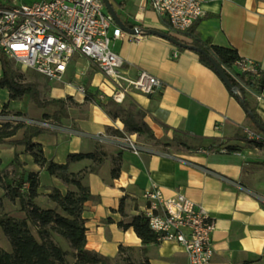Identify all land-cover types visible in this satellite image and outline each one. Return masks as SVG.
Listing matches in <instances>:
<instances>
[{"label": "crops", "instance_id": "0c3cea01", "mask_svg": "<svg viewBox=\"0 0 264 264\" xmlns=\"http://www.w3.org/2000/svg\"><path fill=\"white\" fill-rule=\"evenodd\" d=\"M40 1L10 0V5ZM111 5L124 25L158 30L189 42L184 34L169 32L166 18L159 17L147 0H120ZM203 11L195 34L212 44L234 48L241 58L254 62L264 72V0H209L203 4ZM130 35L122 31V36L111 42L112 51L123 61L124 76L132 79L137 72L145 71L160 82V87L149 96L129 92L119 106L126 108L131 103L142 110L143 123L159 143L125 133L122 122L105 109L108 98L99 101L95 97L108 96L111 84L96 65L78 55L72 58L63 82L53 83L47 92L50 99L72 101L71 106L65 104L67 118L56 133L33 140L42 146L45 159L57 164L65 163L69 154L92 153L95 140L106 145L105 165L98 174H89L84 180L90 194L99 199L84 204L86 250L114 258L119 247L130 248L136 261L188 264L180 246L171 242L144 245L132 229L118 227L119 222H129L132 216L141 214L146 206L142 194L155 185L166 198L181 193L200 204L214 220L209 264H264V146L245 142L243 130L251 128L246 113L193 51L151 35H143L133 43ZM80 84L92 98L77 91ZM6 97L7 102L8 93ZM244 100L264 123V88L261 95L246 93ZM11 104L9 110L23 114ZM108 128L135 142L140 148L138 154L126 147L125 138L108 133ZM213 146L234 147L239 154L198 151ZM15 154L27 172L39 175V196L34 202L41 209L56 207L47 197L52 188L62 194L73 190L34 164L23 147L0 145L2 168ZM118 155L119 174L112 178V159ZM90 165L89 160L71 163L69 171L77 173ZM121 202L123 216L118 211Z\"/></svg>", "mask_w": 264, "mask_h": 264}, {"label": "trees", "instance_id": "16d2710c", "mask_svg": "<svg viewBox=\"0 0 264 264\" xmlns=\"http://www.w3.org/2000/svg\"><path fill=\"white\" fill-rule=\"evenodd\" d=\"M6 5V4H5ZM118 16V14L116 13ZM195 21L187 32L184 33L189 38L188 44L202 50L209 57L217 61L225 79L230 85L228 88L222 81L216 70L211 65L205 54L194 52L198 61L213 71L226 86L231 97L236 101L239 96L244 102L242 109L246 113L251 129L261 133L253 124L247 115L251 112L264 130V123L258 114L252 110L245 102L244 95L253 93L261 95L264 88V72L258 70L252 73L245 68V59L238 55V52L228 46H218L212 44L210 40H201L196 34L195 29L198 24ZM125 27L133 29L134 27L125 23ZM137 29L146 31L137 27ZM185 44L187 42L184 41ZM182 49V48H180ZM0 66L2 76L0 77V90L5 89L9 93L10 100H19L23 96H28L29 100L41 110L49 107H55L56 110L51 114H45V120L51 118L54 125L60 127L61 121L67 118L66 102L62 99L41 100L37 86L34 83L19 82L17 73L12 70L9 60L0 53ZM87 99L92 96H85ZM107 113L118 118L125 127L126 134L141 135L146 133L155 143L149 128L143 123L142 119L145 113L137 109L133 104L128 103L126 108L107 101ZM6 109L7 106L5 105ZM17 117L24 116L20 112L13 114ZM3 116V115H1ZM165 128V126H162ZM57 130L41 127L32 123L22 121H0V145L9 147H23L25 153L30 155L34 164L44 169L45 172L58 180L65 186L72 187L73 190L62 194L57 188H52L47 196L48 200L56 205L54 209H41L35 204V199L39 196L40 188L38 173L27 172L23 164L15 154L11 164L9 174L5 169H0V188L5 197L10 200H16L19 204L18 213L20 215H3L0 217V229L7 238L11 251H5L0 247V264H69L68 257H72V264H150L147 260L136 261L129 259L128 255L133 254L130 248L119 247L118 253L114 258L106 257L95 252L86 250V229L82 219V212L86 202H97L99 199L90 194L89 188L84 180L89 174H98L105 165L108 154L106 145L99 140H95L94 151L90 154H69L65 163L57 164L45 159L42 146L34 143L33 140L43 134H53ZM108 133L117 138H125V134L111 131ZM18 133H20L19 136ZM264 135V132L262 133ZM248 145L262 147L260 143H252L245 140ZM228 153L235 151L234 147H225ZM199 150H205L200 148ZM89 160L91 165L88 168L80 170L77 173L69 171L71 163ZM120 168V156L112 159L111 177L117 178ZM25 189V192L23 191ZM122 202L119 207V213L123 216ZM118 227L123 230L132 229L135 235L141 240L142 244L156 243V236L149 229L147 220L141 214L132 216L129 222H119ZM52 235H55L65 241L71 251H66L57 245ZM128 256V257H127Z\"/></svg>", "mask_w": 264, "mask_h": 264}, {"label": "built area", "instance_id": "2783aa9c", "mask_svg": "<svg viewBox=\"0 0 264 264\" xmlns=\"http://www.w3.org/2000/svg\"><path fill=\"white\" fill-rule=\"evenodd\" d=\"M147 1L159 17L166 18L169 32L182 35L202 18L203 4L209 0ZM121 36L122 30L101 0H43L10 6L0 2V53L54 83L63 82L75 55L83 57L96 65L112 86L108 96L97 94L96 99L108 98L117 105L123 104L129 92L149 96L160 87V82L145 71L137 72L132 79L124 76L123 61L111 48V42ZM142 36L130 35V41L138 43ZM245 68L255 74L260 70L257 64L248 60H245ZM76 89L86 96L83 85H77ZM32 124L60 130L47 121ZM243 134L246 141L264 146L262 133L246 128ZM124 142L131 152L138 154L140 148L135 142L129 137H125ZM199 152L229 154L222 146ZM232 153L239 154L236 151ZM142 198L146 206L141 215L146 218L156 242L180 246L188 264L210 263L215 223L203 206L181 193L166 198L155 185L145 190Z\"/></svg>", "mask_w": 264, "mask_h": 264}, {"label": "rangeland", "instance_id": "374dc122", "mask_svg": "<svg viewBox=\"0 0 264 264\" xmlns=\"http://www.w3.org/2000/svg\"><path fill=\"white\" fill-rule=\"evenodd\" d=\"M111 3H113V1H120V0H109ZM0 2L5 3L7 6H10V0H0ZM109 33H111V30L109 31ZM9 60V64L12 68L13 71H15L17 73V80L19 82H29V83H34L36 86H39L41 89L40 94V99L41 100H51L49 95H47V92L50 88V86L52 87V84L54 82H49L47 80H45L46 82H38L40 79H42L43 77L39 74H37L34 70L32 69H27L22 67L20 64L14 62L13 60ZM0 76H1V71H0ZM51 85H50V84ZM49 84V85H48ZM55 85V84H54ZM49 86V87H48ZM6 93H8L7 90L5 89H1L0 90V121H22L24 123H32V122H43V121H47L50 124H53V122L51 121V118L48 117L47 120H45V114H51L52 111L56 110L55 107H49L46 110H41L38 109L30 100L29 98H21L19 100H10L8 97V101L7 97H6ZM9 94V93H8ZM12 101V104L10 105L13 109H16L18 111H23V115L22 117H17L14 116L13 114L16 113L15 110H9V104ZM69 106L73 105L72 101H67ZM7 106V108L5 109L4 106ZM3 115V116H1ZM20 133H18L17 136H19ZM144 138V140L147 141H153L152 139L149 138V136L144 133L141 135H138ZM154 142V141H153ZM6 146V145H5ZM11 164V163H10ZM10 164H8L7 166H5L4 168H2L1 162H0V168L1 169H5L6 172L9 174V172L7 171L8 167L10 166ZM23 191L25 192V189H23ZM18 209H19V204L18 201L16 200H10L8 197H5L3 190L0 188V217L3 215H10V216H17L20 215L18 213ZM52 239L53 241L59 245L62 249L66 250V251H71L69 249L68 244L63 241L62 239H60L59 237L52 235ZM0 247L5 250L10 252L11 251V247L9 245V242L7 240V238L5 237V235L3 234L2 230L0 229ZM129 256V257H128ZM127 257L131 260L134 261V256L133 254L128 255ZM68 262L69 264L73 263V259L72 257H68Z\"/></svg>", "mask_w": 264, "mask_h": 264}, {"label": "water", "instance_id": "95a60500", "mask_svg": "<svg viewBox=\"0 0 264 264\" xmlns=\"http://www.w3.org/2000/svg\"><path fill=\"white\" fill-rule=\"evenodd\" d=\"M101 2L103 3L106 11L110 14V16L113 18L115 24L122 30V31H125L131 35H136V34H142V35H151V36H157V37H160V38H164L166 40H168L169 42H171L172 44H174L175 46L177 47H180V48H183V49H186V50H190V51H193V52H198V53H202V54H205L202 50L198 49V48H195L189 44H185L184 42H181L179 40H177L176 38H173L171 37L170 35L164 33V32H161V31H158V30H154V29H147L146 31H142V30H139L137 28H133V29H129L127 27H125V25L121 22V20L118 18V16L116 15L114 9L112 8V5L111 3L109 2V0H101ZM211 65L213 66V68L216 70V72L218 73V75L220 76V78L222 79V81L225 83V85L230 88V85L229 83L227 82V80L225 79L224 77V74L223 72L221 71L220 67H219V64L217 63L216 60H214L212 57H209L207 54H205ZM236 97L238 98L239 100V104L240 106L244 107V102L241 98H239L238 95H236ZM247 115L249 116V118L252 120L253 124L257 127V129L263 133L264 130L263 128L261 127V125L258 123V121L255 119L254 115L247 111Z\"/></svg>", "mask_w": 264, "mask_h": 264}]
</instances>
